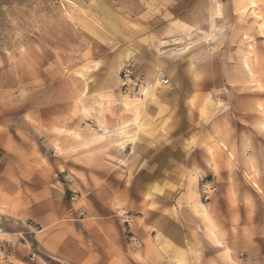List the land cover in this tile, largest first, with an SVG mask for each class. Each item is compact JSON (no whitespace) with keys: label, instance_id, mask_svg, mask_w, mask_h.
<instances>
[{"label":"rangeland","instance_id":"374dc122","mask_svg":"<svg viewBox=\"0 0 264 264\" xmlns=\"http://www.w3.org/2000/svg\"><path fill=\"white\" fill-rule=\"evenodd\" d=\"M254 2L0 0V264H264Z\"/></svg>","mask_w":264,"mask_h":264},{"label":"built area","instance_id":"2783aa9c","mask_svg":"<svg viewBox=\"0 0 264 264\" xmlns=\"http://www.w3.org/2000/svg\"><path fill=\"white\" fill-rule=\"evenodd\" d=\"M122 89L125 94L144 93L145 81L143 76L137 75L132 68L126 67L121 72Z\"/></svg>","mask_w":264,"mask_h":264},{"label":"bare ground","instance_id":"6f19581e","mask_svg":"<svg viewBox=\"0 0 264 264\" xmlns=\"http://www.w3.org/2000/svg\"><path fill=\"white\" fill-rule=\"evenodd\" d=\"M250 1V4H251V6L252 7H255V2H254V0H249ZM252 13L254 14V17H255V19H257V20H259L260 19V16L258 15V14H256V13H254V11H252ZM263 26L264 25H262V23L259 25V28L260 29H262L263 28ZM243 61V60H242ZM244 68H245V72H247L248 73V75L250 76V77H253V74H252V72H251V68H250V66H249V63H248V61H247V58L245 57L244 58ZM160 76V75H159ZM159 81H158V79H152V84L150 85L149 84V86H148V88L146 89V91H145V96H146V98H149L151 95H152V93H154L157 89H155V88H159ZM161 88V87H160ZM144 90H145V87H144ZM124 106H133V104L132 103H130V101L129 102H127V101H124ZM138 104V103H137ZM258 105V104H257ZM259 106V105H258ZM261 109V108H260ZM262 110V109H261ZM260 110V111H261ZM134 111H136V110H134ZM264 112V111H263ZM262 127H264V124H263V126ZM221 145H222V143H221ZM221 147V146H220ZM222 147H223V149H224V144L222 145ZM227 152V151H226ZM233 158V157H232ZM247 178V177H246ZM252 184H253V186L257 189V190H259V187L257 186V184L254 182V181H252ZM201 207V206H200ZM194 208H195V206H194ZM203 217L204 216H206V218H207V220L208 219H210V217H209V214H208V212H207V210L203 207ZM201 213V212H200ZM202 215V214H201ZM214 231V230H213ZM215 234V232L213 233V235ZM220 245V244H219ZM229 253V252H228Z\"/></svg>","mask_w":264,"mask_h":264},{"label":"crops","instance_id":"0c3cea01","mask_svg":"<svg viewBox=\"0 0 264 264\" xmlns=\"http://www.w3.org/2000/svg\"><path fill=\"white\" fill-rule=\"evenodd\" d=\"M208 221H210V219H208Z\"/></svg>","mask_w":264,"mask_h":264}]
</instances>
